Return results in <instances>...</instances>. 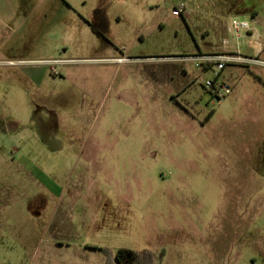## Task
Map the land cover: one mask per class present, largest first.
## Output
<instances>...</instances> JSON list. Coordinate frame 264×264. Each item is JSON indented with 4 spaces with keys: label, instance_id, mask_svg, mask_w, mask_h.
<instances>
[{
    "label": "rangeland",
    "instance_id": "1",
    "mask_svg": "<svg viewBox=\"0 0 264 264\" xmlns=\"http://www.w3.org/2000/svg\"><path fill=\"white\" fill-rule=\"evenodd\" d=\"M71 83L94 99L40 93ZM227 233L264 264V0H0V264H207Z\"/></svg>",
    "mask_w": 264,
    "mask_h": 264
},
{
    "label": "crops",
    "instance_id": "2",
    "mask_svg": "<svg viewBox=\"0 0 264 264\" xmlns=\"http://www.w3.org/2000/svg\"><path fill=\"white\" fill-rule=\"evenodd\" d=\"M99 17H100L99 15L92 14L90 17H86L84 19V24H86L87 27L89 29H91L93 32L99 33L101 28H102V25L104 23L103 19H100ZM113 60L118 62V61H120L122 59H113ZM56 61H58V60H56ZM63 71H64L63 74H65V76H63L61 78L62 81H65V82L67 81L68 74H70V78H72V79H79V74L74 72L73 68L67 66V67H64ZM36 82H38V81H36ZM71 85H73V87L75 86L74 87V91L71 94L70 93H66V92L63 93V92L52 91V90L42 91V89L40 90V93H41V95H43L44 99H47V101H50L52 104H54L55 107H57V109L58 108L59 109L62 108L61 106H59V102L60 103L65 102V100H63L62 98L67 99L68 96L76 98L81 105H82V103L84 101V98H87L89 100L94 99V97L91 94L85 93L80 86L77 87V85H75L74 83H71ZM38 86L40 87L41 85H38ZM41 109H43L42 112L45 111V107H42ZM50 111H52V109H50L49 106H48L45 112L48 113ZM42 128L46 129L45 126H44V122L42 124ZM234 227H236L235 230H237L239 228V224L238 223L235 224ZM228 239L230 240L231 244L238 243V241H239L238 240V235H230V234L227 233L224 236L220 235V237L218 238V241H219V245L218 246H216V247L214 246L215 247L214 249L207 248V249H205L203 251V256L204 257L207 256V257H212L213 258V260L212 261L209 260V262L207 264H229V259H228L229 251L226 250L227 247H228L227 246V240ZM222 242H223V244H222ZM224 243L226 245H224ZM127 249H131V248H127ZM131 250H133V249H131ZM134 251H136V250H134ZM136 252H138V251H136Z\"/></svg>",
    "mask_w": 264,
    "mask_h": 264
},
{
    "label": "built area",
    "instance_id": "3",
    "mask_svg": "<svg viewBox=\"0 0 264 264\" xmlns=\"http://www.w3.org/2000/svg\"><path fill=\"white\" fill-rule=\"evenodd\" d=\"M185 7L180 6L178 8H175L173 10V15L174 16H182L184 14ZM248 29L247 23L246 22H237L233 21L232 22V30L235 31V33H239L241 30H246ZM229 32H233L230 29L228 30ZM237 38L240 36L237 35ZM196 61L201 62L200 64L196 63V66H201L203 65L206 68H210V66H215L217 70H222L224 68V64L228 62H234V61H248V59L245 58H240V57H230L227 55H209V56H199L195 58ZM218 75H216V79L213 82H207L205 84V88L209 89L212 93V97L216 102H220L222 99H224L229 93H230V88L225 85L224 83H221L218 81Z\"/></svg>",
    "mask_w": 264,
    "mask_h": 264
},
{
    "label": "trees",
    "instance_id": "4",
    "mask_svg": "<svg viewBox=\"0 0 264 264\" xmlns=\"http://www.w3.org/2000/svg\"><path fill=\"white\" fill-rule=\"evenodd\" d=\"M106 256L105 264H154L156 257L148 250L136 252L127 248H120L109 255L106 249H97Z\"/></svg>",
    "mask_w": 264,
    "mask_h": 264
}]
</instances>
